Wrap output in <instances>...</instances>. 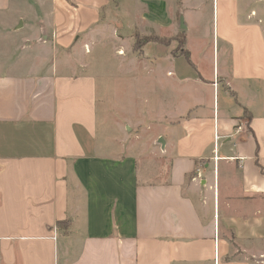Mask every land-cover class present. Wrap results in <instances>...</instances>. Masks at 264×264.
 <instances>
[{
	"label": "crops",
	"instance_id": "crops-1",
	"mask_svg": "<svg viewBox=\"0 0 264 264\" xmlns=\"http://www.w3.org/2000/svg\"><path fill=\"white\" fill-rule=\"evenodd\" d=\"M0 264H264V0H0Z\"/></svg>",
	"mask_w": 264,
	"mask_h": 264
},
{
	"label": "rangeland",
	"instance_id": "rangeland-1",
	"mask_svg": "<svg viewBox=\"0 0 264 264\" xmlns=\"http://www.w3.org/2000/svg\"><path fill=\"white\" fill-rule=\"evenodd\" d=\"M26 23H31V22L26 21ZM23 34L24 33L22 32L20 35H23ZM134 35L132 39L128 42V44L126 45V50L117 51V56L121 55V57L127 59V61L125 62L126 64L125 70L122 68L120 69L118 67L116 68L115 66L116 60H114L113 63L110 64L113 67L111 69V72L108 75H105L102 72L98 73L97 75L98 76L97 84H98L99 100L105 97L104 86H106L107 89L106 88L105 89L109 92L108 96H110L109 99L107 98L108 107L117 113H121L120 115L127 114V116H129L128 118L130 119L132 125L136 124L135 123L136 121L133 120V116L131 115H132V111L134 112V106H135L134 97H136V91H138V86L134 84V82L131 80L132 78L131 74L127 72V69H129L130 67H133V57L135 55L140 56L142 54V48H143L142 47L143 39H141L143 35L138 33V36L140 35L137 40L139 41L138 43H140L139 45L137 44V42H135ZM155 37L162 39L166 45L172 44L173 54L177 55L180 52L181 50V45H180L181 35L180 34L178 36H174L172 34L163 32L161 33V36L155 35ZM5 47H8V45L3 46V49H2L3 52L5 51L4 49ZM99 47H100V50H104L102 45ZM98 52L101 53L102 51H98ZM90 53H91V55L89 56L90 58L95 57V54H96L95 50L90 51ZM113 69L115 70L114 72H112ZM142 107L144 108V103L142 104ZM155 132L156 131L154 130L153 131L152 130L150 131L147 129L141 130V134L143 135L144 138H148V136H151V135L155 138L156 136ZM127 133H129V131H127ZM140 143L142 145L140 146L139 144H137V146H140L142 148V146L145 145L144 141H140ZM142 163L143 162H141V164ZM81 202H82L81 204L82 206L81 212H82L84 201H81ZM79 217L83 219V212L81 216Z\"/></svg>",
	"mask_w": 264,
	"mask_h": 264
},
{
	"label": "trees",
	"instance_id": "trees-1",
	"mask_svg": "<svg viewBox=\"0 0 264 264\" xmlns=\"http://www.w3.org/2000/svg\"><path fill=\"white\" fill-rule=\"evenodd\" d=\"M134 36H135V42H137V44L139 45L140 43H138L139 41H137V40H138V38H139L140 35L138 36V33H135ZM141 39H143V45H142V47L144 45H146L147 43H149V42H155V43L165 44L162 39L157 38V37L152 36V35L143 36ZM180 40H181L180 41V43H181L180 44L181 45V50H180V52L178 54L181 55V56H183L188 63L192 64L191 61H190V57H189L188 51L184 49V37H181ZM138 50H140V49H138ZM58 226L67 227L68 226V222H66V221L60 222V223H58Z\"/></svg>",
	"mask_w": 264,
	"mask_h": 264
},
{
	"label": "water",
	"instance_id": "water-1",
	"mask_svg": "<svg viewBox=\"0 0 264 264\" xmlns=\"http://www.w3.org/2000/svg\"><path fill=\"white\" fill-rule=\"evenodd\" d=\"M179 23H180V29L185 30V26L183 24V18L180 17L179 19ZM161 144L163 143L162 140L159 141Z\"/></svg>",
	"mask_w": 264,
	"mask_h": 264
},
{
	"label": "built area",
	"instance_id": "built-area-1",
	"mask_svg": "<svg viewBox=\"0 0 264 264\" xmlns=\"http://www.w3.org/2000/svg\"><path fill=\"white\" fill-rule=\"evenodd\" d=\"M213 86H214V88H216V86H217L216 82L213 83ZM217 139H218V137L215 136V140H217Z\"/></svg>",
	"mask_w": 264,
	"mask_h": 264
}]
</instances>
